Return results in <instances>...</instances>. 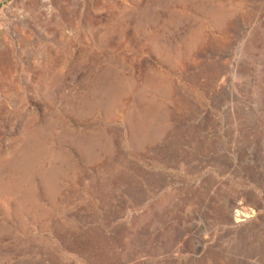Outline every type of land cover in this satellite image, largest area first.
<instances>
[{"label": "rangeland", "instance_id": "1", "mask_svg": "<svg viewBox=\"0 0 264 264\" xmlns=\"http://www.w3.org/2000/svg\"><path fill=\"white\" fill-rule=\"evenodd\" d=\"M0 264H264V0H0Z\"/></svg>", "mask_w": 264, "mask_h": 264}, {"label": "bare ground", "instance_id": "2", "mask_svg": "<svg viewBox=\"0 0 264 264\" xmlns=\"http://www.w3.org/2000/svg\"><path fill=\"white\" fill-rule=\"evenodd\" d=\"M243 216H244V214H242V215H241V214L236 215V217H243ZM234 219H235V218H234ZM235 221H236V222H237V221L239 222V221H242V219L238 218V219H236Z\"/></svg>", "mask_w": 264, "mask_h": 264}, {"label": "crops", "instance_id": "3", "mask_svg": "<svg viewBox=\"0 0 264 264\" xmlns=\"http://www.w3.org/2000/svg\"><path fill=\"white\" fill-rule=\"evenodd\" d=\"M243 217H244V216H243ZM234 222H236L235 219H234ZM237 222H238V221H237Z\"/></svg>", "mask_w": 264, "mask_h": 264}]
</instances>
